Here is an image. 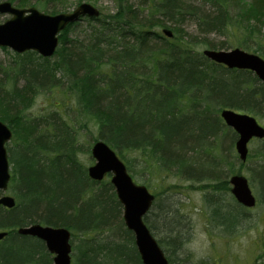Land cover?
Listing matches in <instances>:
<instances>
[{
	"label": "trees",
	"instance_id": "trees-1",
	"mask_svg": "<svg viewBox=\"0 0 264 264\" xmlns=\"http://www.w3.org/2000/svg\"><path fill=\"white\" fill-rule=\"evenodd\" d=\"M18 1L20 6L27 4ZM251 2L255 12L264 10V0ZM213 4L216 10L210 13L185 0H118L117 17H91L88 20L93 22L82 30H77V22L66 26L51 57L34 51L16 54L5 75L14 73L24 81L18 85L0 80V120L11 128L12 137L19 138L10 152L19 147L23 152L16 159L10 156L17 201L12 208L0 205V229L8 231L0 240V264H52L41 240L16 233L17 226L35 222L68 228L71 243L81 237L75 264H112L114 259L142 264L133 234L122 223L118 227L130 237L131 246L113 238L105 248L92 244L90 233L115 225L120 203L109 181L90 179L86 167L76 160V133L81 128L76 122L84 127L91 122L95 140L126 158L128 171V154L140 151L144 166L156 162L183 178L228 182L210 174L211 162L196 164L197 157L215 148L206 142L216 135L220 108L264 110V88H253L251 78L244 76L249 71L228 69L207 59L194 49L197 41L181 28L189 15L200 32L225 33L231 25L227 1ZM48 9L58 12L53 6ZM154 25L170 29L172 36L166 37ZM70 29L77 34L68 36ZM199 43L214 49L231 47L226 40L206 37ZM54 89L73 96L74 119L66 120L56 111L39 121L27 120L23 112L34 96ZM211 109L216 112L212 119ZM57 124L60 130L55 131ZM63 136L67 144H61ZM260 156L264 157V149ZM58 159L63 160L61 167ZM234 159L243 162L236 153ZM259 171L264 180V165ZM226 173L235 170L227 168ZM251 178L255 180L254 175ZM169 241L177 248L180 240L170 237ZM158 243L162 245L161 240ZM114 247L125 252L115 258Z\"/></svg>",
	"mask_w": 264,
	"mask_h": 264
},
{
	"label": "rangeland",
	"instance_id": "rangeland-1",
	"mask_svg": "<svg viewBox=\"0 0 264 264\" xmlns=\"http://www.w3.org/2000/svg\"><path fill=\"white\" fill-rule=\"evenodd\" d=\"M6 1L16 7L34 6L46 14H51L48 9L51 6L58 12H63L72 10L80 2H88L99 9L101 16L114 18L113 16H116L115 13L119 8L118 0H24L27 2L25 6H20L18 0ZM131 1L136 2V0ZM223 1H227L228 22L231 23L225 33H219L216 30L210 33L200 32L195 19L189 15L180 23L187 37L197 41L194 49L201 53L202 49L207 46L202 45L199 41L206 37L208 40H226L231 44L228 49L237 47L264 58V10L260 13L255 12L252 9L251 0ZM185 2L210 13L216 10L213 4L214 0H185ZM143 11L145 12V10ZM10 17L11 14L0 13V23ZM90 22L93 21L83 17L77 22V30L86 28ZM153 28L158 31L162 29L159 25H154ZM75 34L77 32L75 33L73 29L67 32L68 36ZM16 54L9 48L0 47V80L7 84L21 85L24 81L22 78L9 72L5 75V72L10 71L8 65L17 59ZM35 54L37 55L36 52ZM244 76L251 78L253 88H264V82L257 79L251 71L245 72ZM74 101L73 96L66 95L60 89H54L52 92L40 90L23 114H26L27 120L39 121L42 117H49L59 111L66 120H69L71 116L74 119V116L77 115ZM263 111L255 109V111L241 110L240 112L253 115L264 126ZM210 114L212 115L211 119L215 118V110L211 109ZM210 121L212 122V120ZM218 121L214 127L216 135L214 138H208L206 142L207 146L211 143L215 145V148H208L200 156L197 155L199 161L196 164L211 162L213 165L210 174L220 176V178L228 179L230 175L226 173L227 168H233L235 173L245 175L251 192L256 198L255 205L251 208H245L236 203L230 192L229 182H215L216 180L205 178L200 180L183 178L173 170H167L156 162H149L144 166L141 162L142 153L140 151H131L127 156L131 162L129 173L134 182L145 185L156 196L153 206L145 216V223L156 239L162 241L161 246L170 258V264H258L264 261V180L262 179L263 173L259 171L260 166L264 165V157L260 156V152L264 149V140H251L248 144V158L245 162L239 163L234 159L236 137L232 136V130L221 119ZM76 123V126L81 128L76 133L75 157L78 163L87 167L94 162L90 154V147L96 138V130L91 122L86 127L82 122L80 125L78 122ZM56 128L60 130V125L54 126L55 131ZM17 139L19 138L13 136L6 143L11 174L13 172L10 156L12 159H16L23 152L20 147L10 152ZM67 142L68 138L63 136L61 144H67ZM118 156L126 164V158L119 154ZM57 163L61 167L63 160L58 159ZM252 175L255 176V180L251 178ZM215 179L218 178L215 177ZM104 180L109 181V174L105 176ZM56 189L61 190L60 187H56ZM3 193L13 196L17 201L12 180L5 192L0 191V194ZM32 204L34 205V203ZM32 204L30 207L33 206ZM116 208L118 216L115 218V225L101 232L90 233L92 244L95 243L105 248L104 245L111 242L113 238L115 241H122L131 246L130 237L121 231V226L118 227L122 223V228H126L122 219V205L120 204V207ZM170 237H177L180 240L177 248L171 245ZM78 244H81L79 236L72 239V264H75L76 261ZM113 251L116 258L117 255L125 252V249L114 247ZM50 261L52 262V259ZM112 264H127V262L114 259Z\"/></svg>",
	"mask_w": 264,
	"mask_h": 264
},
{
	"label": "water",
	"instance_id": "water-1",
	"mask_svg": "<svg viewBox=\"0 0 264 264\" xmlns=\"http://www.w3.org/2000/svg\"><path fill=\"white\" fill-rule=\"evenodd\" d=\"M0 13H9L11 17L0 23V47H7L16 53L35 51L43 57H50L58 45V33L69 23L82 15L98 16L99 10L88 2L79 3L73 10L46 14L31 6L15 7L9 1H0ZM162 32L170 37L172 32L163 28ZM202 54L227 68L251 70L261 81H264V59L255 53L240 48L213 49L204 48ZM225 125L237 133L234 149L239 160L245 161L248 155V142L252 138H264V126L256 118L231 108L219 111ZM11 129L0 120V191L5 192L11 178L9 161L5 144L11 139ZM94 163L86 170L88 177L100 181L110 174V183L114 188L117 200L122 205V219L125 227L133 233L134 244L142 264H169L168 259L143 220L153 205L155 195L143 184L134 182L127 171L125 163L106 142L96 140L91 148ZM230 192L235 200L253 207L256 202L248 185L246 176L240 173L231 174L228 178ZM16 200L9 194L0 195V205L12 208ZM19 235L33 236L43 241L46 250L52 255L53 264H71V232L61 226L31 223L16 228ZM7 235L0 229V240Z\"/></svg>",
	"mask_w": 264,
	"mask_h": 264
},
{
	"label": "flooded vegetation",
	"instance_id": "flooded-vegetation-1",
	"mask_svg": "<svg viewBox=\"0 0 264 264\" xmlns=\"http://www.w3.org/2000/svg\"><path fill=\"white\" fill-rule=\"evenodd\" d=\"M258 264H264V261L259 262Z\"/></svg>",
	"mask_w": 264,
	"mask_h": 264
}]
</instances>
